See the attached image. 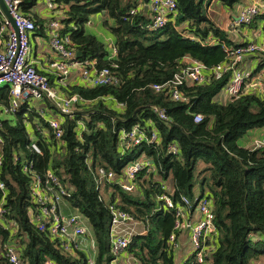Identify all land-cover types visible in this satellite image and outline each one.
Instances as JSON below:
<instances>
[{"label":"trees","instance_id":"1","mask_svg":"<svg viewBox=\"0 0 264 264\" xmlns=\"http://www.w3.org/2000/svg\"><path fill=\"white\" fill-rule=\"evenodd\" d=\"M54 1L61 31L69 33L71 47L80 51L76 58L92 61L98 68L109 67L118 80L100 85L56 84L66 95L76 93L82 100L73 104L70 115L57 114L49 100L38 104L50 111L51 117L60 116L63 127L59 137L50 128L45 134L38 133L40 153L29 148L30 137L21 112L1 118L6 211L0 215V264H12L4 254L10 242L28 264H47V259L52 264H88L83 249H64L59 239L32 222L29 213L34 203L29 177L21 171L16 155L21 159L33 156V168L38 173L42 175L50 167L71 189L70 205L87 218L92 230L94 264H112L114 258L110 250L111 206L143 225L126 246L137 264H254L264 258V146H243L237 141L249 129L264 127V95L243 90L227 101L216 99L229 73L203 82L185 80L178 85L182 95L179 99L171 97L167 86L159 90L153 87L171 80L189 57L206 66L227 58L229 51L224 45L230 42L207 13L210 0H176L174 22L169 20L155 29L147 27L151 17L140 7L149 0ZM221 1L233 5L239 0ZM37 2L20 0V11L33 20V32L48 38L49 17L33 11ZM133 7L136 11L130 13ZM100 11L112 18L111 29L119 37L112 57L98 37L85 31L90 15ZM260 23L264 30V9L253 16L250 25ZM263 63L264 58L258 68ZM47 76L55 86L54 75ZM8 97L9 85L3 84L0 105L7 103ZM116 102L123 106L116 107ZM153 105L163 107L167 119L160 118ZM195 113L202 115L199 121L194 120ZM36 115L41 125H48L34 106L28 119ZM78 121L83 124L81 130ZM136 122H151L150 127L160 134V142L156 146L143 142L120 155L119 133ZM173 140L179 145L178 154L166 150ZM141 154L154 162L157 173H138L133 186L124 190L116 177L128 160ZM199 162L202 166L196 174ZM99 166L113 170L114 178H100ZM159 179L167 183L166 191L175 200L182 194L192 198L195 182L199 194L209 195L218 227L215 244L207 249L204 262H194L192 254L180 262L175 258V248L169 243L175 211L157 199ZM4 222L13 228L12 232Z\"/></svg>","mask_w":264,"mask_h":264},{"label":"built area","instance_id":"2","mask_svg":"<svg viewBox=\"0 0 264 264\" xmlns=\"http://www.w3.org/2000/svg\"><path fill=\"white\" fill-rule=\"evenodd\" d=\"M12 16L16 29L11 22L0 11V86L9 85V97L7 103L0 105V126L1 115H10L19 111L22 113L25 123V129L30 137L29 148L35 153H40L41 148L37 141V135L45 134L47 128L52 129L55 137H59L63 132L61 117H51L50 111L45 110L44 101L49 100L53 103L57 114H72L73 104L81 101V97L73 93L66 95L57 86H53L46 73L39 70L35 65L36 60L31 55L30 36L34 29L33 20L21 13L20 0H4ZM44 7L49 12L48 21V45L55 53V57L48 60V68L56 75L58 84L65 85L71 68H77L81 83L86 85H100L116 83L118 77L109 67H96L92 61L81 62L76 57V52L70 45L68 32L61 31V24L55 17L59 10L54 0H44ZM148 8L150 11V21L147 27L155 29L162 27L169 20L174 22L177 15L176 0H149ZM264 9V2H249L231 19V25L250 24L253 16ZM136 8L130 9L134 13ZM228 50V56L224 60L212 65L206 66L200 61L189 57L188 63L180 71L175 73L174 77L163 83L153 84L157 90L167 86L171 97L179 99L182 97L179 84L187 81L203 82L208 79L223 78L229 73L228 78L223 83L222 90L229 97L239 94L241 91H254L259 95H264V63L259 67L256 74L252 77L243 72L238 67V62L247 54H261L264 58V30L262 29V38L260 40L242 41L235 44L224 45ZM116 53V47L112 48ZM113 54V55H114ZM109 57H112L109 54ZM253 87L250 90L247 87ZM107 99H110L107 97ZM112 100V98H111ZM37 104V105H35ZM37 107L38 116L44 117L48 125H41L36 119L29 120V111L32 107ZM116 107H122L121 102H116ZM153 111L162 119H167L163 107L152 106ZM202 118L200 113L194 114V120L199 121ZM78 130L83 128L81 121H78ZM151 122L134 123L128 129H122L118 137V151L120 155L133 151L137 145L145 142L154 146L160 142V134L154 127H150ZM4 137L0 130V146ZM254 147L264 146V138L255 140ZM166 150L172 154H178L179 145L176 141H170L166 145ZM16 160H20V169L29 177V192L31 194L34 207L30 210L32 222L41 231H48L52 238L59 239L64 249L70 250L74 247L83 249L87 253L88 264H94L93 250L95 247L94 237L89 224L84 220L86 218L81 212H65L61 204L67 202L71 195V189L64 186L58 178L55 171L48 167L41 175L33 168V156L21 159L16 155ZM3 164V153L0 150V215L6 211L4 206L6 195V184L1 177ZM98 174L100 178L111 180L115 173L111 169L99 166ZM140 172L145 174L157 173L156 166L152 160L145 155H138L126 162L124 170L116 177L117 182L124 190L133 186L136 175ZM160 192L157 199L162 201L165 208H172L175 211L174 230L169 235V243L173 248L178 246L177 237L186 228L189 230L192 249L190 254L194 262H204L208 253V248L214 246L217 236V222L212 201L207 193L199 194L194 192L192 198L186 194L180 195L179 199H174L166 191L168 185L165 181L159 179ZM264 187V183H263ZM113 216L110 223V250L114 255L111 260L115 264V258L119 253L126 251V246L130 241V233H119L117 228L121 223L131 221L129 214L121 209L111 206ZM196 209L199 216L196 221L190 220V211ZM134 222V221H133ZM5 223V222H4ZM10 232L11 226L5 223ZM91 248V250H90ZM5 256L12 264H28L27 261L17 254L14 243L7 244ZM47 264H52L51 260H45Z\"/></svg>","mask_w":264,"mask_h":264},{"label":"crops","instance_id":"3","mask_svg":"<svg viewBox=\"0 0 264 264\" xmlns=\"http://www.w3.org/2000/svg\"><path fill=\"white\" fill-rule=\"evenodd\" d=\"M261 0H239L233 5H227L224 1L221 0H210V2L207 4V13L210 18H212L216 24L219 26L220 30L223 31L226 34V38L229 40L230 44H235L238 42H244V41H251V40H260L262 38V29L263 25L260 23L256 27L251 26L250 24H239L237 26L231 25V19L238 14V12L241 10V8L249 3V2H258ZM145 4H147V8H144ZM144 8V12L148 13L150 15V11L148 8V3H144L140 7ZM59 10V9H58ZM33 11L39 14L40 16H43L44 18H47L49 15V12L44 7V0H38L36 6L33 8ZM61 12V11H60ZM59 13V12H58ZM105 15L104 11L95 12L90 15L89 20L85 23V31L91 34H94L96 37H98L106 46L110 47L109 54L114 56L115 54L112 52V48L116 46V42L118 41L119 37L112 31L111 25L104 23L102 20V16ZM1 16V15H0ZM94 32V33H93ZM46 34L48 36V30L46 29ZM30 45H31V55L32 58H34L37 62L35 64L39 70L43 71L44 73L53 74L54 77V83L55 86L57 83L55 74L49 70L48 68V60L50 58L55 57V53L49 48L48 45V38L36 34L35 32L31 33L30 36ZM215 39L211 38V41L213 42ZM144 43H148L147 40H143ZM107 49V47H106ZM114 54V55H113ZM109 56V55H108ZM263 57L261 54H247L245 55L239 62L238 67L243 72H246V74L250 75L252 77L254 74H256L258 68V65L260 64V61H262ZM67 81L70 83H77L80 81V75L77 68H71L70 73L67 77ZM250 90H254L253 87L249 86L247 87ZM216 99L227 101L230 97L229 95L224 92V90L221 89L219 93L215 96ZM9 116V115H4ZM251 130V129H249ZM254 128H252V131ZM257 129L254 130V134L256 133ZM248 135L247 138L250 140V143L253 144L255 140H259L264 138V132H261V137H257L256 135ZM251 136V137H250ZM252 144L244 145V146H252ZM194 192H197L194 189ZM62 210L65 212H72L71 211V205L67 202H63L61 204ZM190 220L196 221L198 219V212L196 209H193L190 211ZM117 228L119 233H137L140 232L143 228V225L141 222L137 221H126L124 223H121ZM177 244L178 246L175 248V258L178 262L182 261L187 257L188 254H190V251L192 249L190 236H189V230L185 231L183 230L181 233H179L177 237ZM115 264H137L134 257L128 253L127 251L119 253V255L115 258L114 261ZM254 264H264V258H261L254 262Z\"/></svg>","mask_w":264,"mask_h":264},{"label":"rangeland","instance_id":"4","mask_svg":"<svg viewBox=\"0 0 264 264\" xmlns=\"http://www.w3.org/2000/svg\"><path fill=\"white\" fill-rule=\"evenodd\" d=\"M102 20H103V22L104 23H107V24H109V25H112L113 24V20H112V18L109 16V15H103L102 16ZM94 33V32H93ZM107 47V50H109L110 51V47H108V46H106ZM2 117H4V115H1ZM255 129H257L255 132V134H254V130ZM254 130L252 131V129L251 130H248L244 135H242L237 141H238V143L240 144V145H249V144H252V143H250V140L247 138V136L250 134V135H252V134H254V135H256L257 137H261V132H264V127H256V128H254ZM251 137V136H250ZM141 155H143V154H141ZM202 166V163L201 162H199L198 164H197V167H196V169H195V173L197 174L198 173V170L200 169V167ZM194 189L196 190V191H198V182H195V185H194ZM72 209H71V211L72 212H74L75 214H78V213H80V211L77 209V208H75V207H71ZM84 220H85V222L87 223V224H89V222H88V220H87V218H84ZM90 250H91V248H90Z\"/></svg>","mask_w":264,"mask_h":264},{"label":"water","instance_id":"5","mask_svg":"<svg viewBox=\"0 0 264 264\" xmlns=\"http://www.w3.org/2000/svg\"><path fill=\"white\" fill-rule=\"evenodd\" d=\"M144 8H147V4H145ZM0 11L4 14V16L11 22L12 26L16 29V25L14 23V20L12 18V16L9 13V10L5 4L4 0H0ZM181 16V14H180ZM80 51H76V56H79ZM188 229L186 228L185 231H187Z\"/></svg>","mask_w":264,"mask_h":264}]
</instances>
